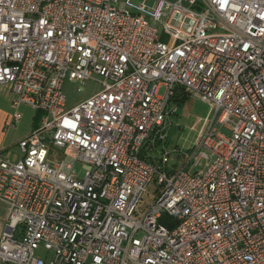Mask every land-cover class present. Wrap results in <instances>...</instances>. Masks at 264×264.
Instances as JSON below:
<instances>
[{
	"label": "built area",
	"instance_id": "obj_1",
	"mask_svg": "<svg viewBox=\"0 0 264 264\" xmlns=\"http://www.w3.org/2000/svg\"><path fill=\"white\" fill-rule=\"evenodd\" d=\"M3 85L42 121L0 147L2 263L264 264V0H0ZM178 89L211 112L170 166Z\"/></svg>",
	"mask_w": 264,
	"mask_h": 264
},
{
	"label": "rangeland",
	"instance_id": "obj_2",
	"mask_svg": "<svg viewBox=\"0 0 264 264\" xmlns=\"http://www.w3.org/2000/svg\"><path fill=\"white\" fill-rule=\"evenodd\" d=\"M133 1L140 4L145 0ZM169 1L175 2L177 0ZM95 78L98 79V77ZM99 89L100 87L96 81L81 83L69 80L65 81L63 88L69 105H74L81 100L88 99L95 92L99 91ZM15 98L16 96L9 85H3L0 87V147L6 149L8 156L12 159L19 154L17 144L38 128L42 121L41 113L34 111L27 105H22L18 109V112L22 115L21 121L16 122L11 126L7 124L10 116L16 112V109L13 106ZM169 109L170 113L167 119V127L169 130L171 127H175V132L172 135L170 145L167 147L163 142L150 141L148 150L152 156L157 159H160L163 154H168L170 157L169 165L171 166L176 159L179 160L181 157L186 159V157L192 152V148L198 140L203 121L211 112V106L204 101L188 95L187 99L182 102H177L172 98ZM176 168H179V165H176ZM75 171L82 178L85 173V168L82 164L78 163L75 166ZM159 190L160 187L155 181L148 186L147 192L144 194L139 205L140 212H144L153 202L157 197ZM38 254L43 256L45 252L40 250Z\"/></svg>",
	"mask_w": 264,
	"mask_h": 264
},
{
	"label": "crops",
	"instance_id": "obj_3",
	"mask_svg": "<svg viewBox=\"0 0 264 264\" xmlns=\"http://www.w3.org/2000/svg\"><path fill=\"white\" fill-rule=\"evenodd\" d=\"M12 116H10V119L7 122V124L11 121ZM7 213H8L7 204L0 201V238L4 234V232L7 230ZM0 264H4V263L0 261ZM8 264H11V263H8Z\"/></svg>",
	"mask_w": 264,
	"mask_h": 264
},
{
	"label": "trees",
	"instance_id": "obj_4",
	"mask_svg": "<svg viewBox=\"0 0 264 264\" xmlns=\"http://www.w3.org/2000/svg\"><path fill=\"white\" fill-rule=\"evenodd\" d=\"M187 96L188 95L186 93H184L183 91H181V90L178 89V91L176 92V95H175V97L173 99L175 101H177V102H182V101H185L187 99ZM167 132H169V128H168V131ZM163 143L165 145L166 144V141H164Z\"/></svg>",
	"mask_w": 264,
	"mask_h": 264
},
{
	"label": "water",
	"instance_id": "obj_5",
	"mask_svg": "<svg viewBox=\"0 0 264 264\" xmlns=\"http://www.w3.org/2000/svg\"><path fill=\"white\" fill-rule=\"evenodd\" d=\"M175 132V127H171V129L169 130L168 134H167V137H166V146L168 147L170 145V142H171V138H172V135L173 133Z\"/></svg>",
	"mask_w": 264,
	"mask_h": 264
}]
</instances>
